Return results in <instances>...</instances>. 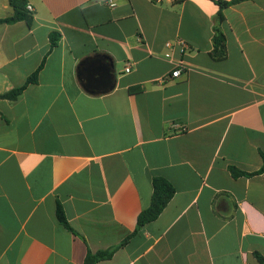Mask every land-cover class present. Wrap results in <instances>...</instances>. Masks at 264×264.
Wrapping results in <instances>:
<instances>
[{"label": "crops", "instance_id": "1", "mask_svg": "<svg viewBox=\"0 0 264 264\" xmlns=\"http://www.w3.org/2000/svg\"><path fill=\"white\" fill-rule=\"evenodd\" d=\"M27 1L32 24L0 23V94L43 64L17 100L0 96V264L114 246L94 264H262L264 172L231 167L263 165L264 0L223 9L220 60L218 0ZM155 176L176 192L136 230Z\"/></svg>", "mask_w": 264, "mask_h": 264}, {"label": "trees", "instance_id": "2", "mask_svg": "<svg viewBox=\"0 0 264 264\" xmlns=\"http://www.w3.org/2000/svg\"><path fill=\"white\" fill-rule=\"evenodd\" d=\"M177 2H182L183 0H176ZM242 0H218V4L220 6V11L216 16V22L214 25V35H213V43L214 48L211 51V56L214 59H224L227 56V47H226V35L222 30V22L224 20L223 9L229 6L230 4L239 2ZM10 5L13 7L14 12L11 16L0 18V23H15L17 21H26L28 24H32L33 22V12H30L27 8L28 1L27 0H9ZM61 39V34L58 32H52L50 34L51 48H54L58 45ZM43 64L33 73L31 74L26 83L20 87L13 88L10 91L0 94L1 97L7 98L11 101L17 100L19 96L23 93L24 89L31 83H35L38 81L39 72L42 68ZM231 171L234 176L240 175H255L264 172V154H263V165L262 167L254 172H245L236 167H231ZM153 184V196L151 205L143 210L138 216V227L136 230H139L144 224L151 222L157 219L164 208L168 205L172 197L176 192V188L171 181L163 176H155L152 181ZM56 215L60 223H62L65 227L72 229L67 216L65 214L64 208L60 202H58ZM127 241L124 240L122 244ZM118 246L111 247L109 249L99 250L97 252H92L90 249L88 251L86 260L84 264H94L95 262L110 258L114 255ZM258 259L262 264H264V257L260 254H257Z\"/></svg>", "mask_w": 264, "mask_h": 264}, {"label": "built area", "instance_id": "3", "mask_svg": "<svg viewBox=\"0 0 264 264\" xmlns=\"http://www.w3.org/2000/svg\"><path fill=\"white\" fill-rule=\"evenodd\" d=\"M106 3L113 7L116 5V3L114 2V0H105ZM27 8L30 12H33V7L32 5H27ZM179 42H181L182 44H185L184 41L180 40L179 39ZM172 44L170 42L167 43V46L170 47ZM131 68H132V65L131 63H128L127 66H126V72H130L131 71ZM183 70L184 68L182 67V65H178V67L174 68L171 72L170 75H166L165 77H163L162 79H160V82L164 83L165 81H167L169 78H175V77H179L182 73H183ZM179 130L181 131H185L186 130V127H182L181 129L179 128Z\"/></svg>", "mask_w": 264, "mask_h": 264}]
</instances>
